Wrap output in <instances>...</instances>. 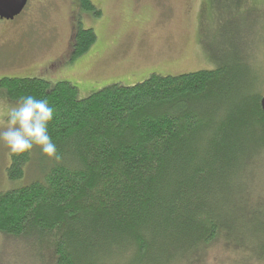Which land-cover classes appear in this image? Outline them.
Instances as JSON below:
<instances>
[{
	"label": "trees",
	"instance_id": "trees-1",
	"mask_svg": "<svg viewBox=\"0 0 264 264\" xmlns=\"http://www.w3.org/2000/svg\"><path fill=\"white\" fill-rule=\"evenodd\" d=\"M96 40L80 27L71 59ZM242 58L86 98L69 81L0 78L10 99L54 108L48 133L64 157L56 163L39 147L12 154L10 179L33 168L36 153L41 173L0 193V231L36 235L54 264H196L218 239L221 256L254 262L264 254V66Z\"/></svg>",
	"mask_w": 264,
	"mask_h": 264
},
{
	"label": "rangeland",
	"instance_id": "rangeland-1",
	"mask_svg": "<svg viewBox=\"0 0 264 264\" xmlns=\"http://www.w3.org/2000/svg\"><path fill=\"white\" fill-rule=\"evenodd\" d=\"M91 1L102 15L85 10L79 0H29L15 18H0V78L69 81L78 88L79 98H86L112 84L142 82L153 73L213 69L240 57L251 67L264 66V0ZM80 27L92 28L97 40L72 60ZM258 88L264 91V74ZM18 101L0 87V133L6 130L4 114ZM12 154L0 140V193L27 185L41 173L36 153V165H26L22 178L10 179ZM258 218L264 220V214ZM223 245L218 239L190 261L264 264V254L254 262L248 253L221 256ZM0 264H54V256L36 235L0 231Z\"/></svg>",
	"mask_w": 264,
	"mask_h": 264
},
{
	"label": "clouds",
	"instance_id": "clouds-1",
	"mask_svg": "<svg viewBox=\"0 0 264 264\" xmlns=\"http://www.w3.org/2000/svg\"><path fill=\"white\" fill-rule=\"evenodd\" d=\"M54 114L47 100H37L31 95L21 97L4 114L6 130L0 133V140L13 154L21 155L39 147L50 160L62 163L64 157L48 133Z\"/></svg>",
	"mask_w": 264,
	"mask_h": 264
},
{
	"label": "water",
	"instance_id": "water-1",
	"mask_svg": "<svg viewBox=\"0 0 264 264\" xmlns=\"http://www.w3.org/2000/svg\"><path fill=\"white\" fill-rule=\"evenodd\" d=\"M29 0H0V18L13 19L23 12ZM264 111V95L261 99Z\"/></svg>",
	"mask_w": 264,
	"mask_h": 264
}]
</instances>
